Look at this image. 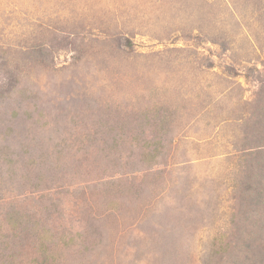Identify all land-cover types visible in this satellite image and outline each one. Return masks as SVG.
I'll return each mask as SVG.
<instances>
[{
  "label": "rangeland",
  "instance_id": "rangeland-1",
  "mask_svg": "<svg viewBox=\"0 0 264 264\" xmlns=\"http://www.w3.org/2000/svg\"><path fill=\"white\" fill-rule=\"evenodd\" d=\"M1 59L15 83L0 67L10 89L0 110L24 118L5 145L42 148L46 164L72 170L84 162L56 175L60 194L42 195L48 215L37 197L14 207L47 226L61 213L75 241L86 222L104 227L106 247L86 256L100 264L207 260L231 195L258 168L239 150L259 119L264 0H0ZM38 155H24L30 174Z\"/></svg>",
  "mask_w": 264,
  "mask_h": 264
},
{
  "label": "trees",
  "instance_id": "trees-1",
  "mask_svg": "<svg viewBox=\"0 0 264 264\" xmlns=\"http://www.w3.org/2000/svg\"><path fill=\"white\" fill-rule=\"evenodd\" d=\"M222 46L224 45L222 44ZM2 60L4 59H1L0 67L3 68L6 80L8 78L11 80V89L15 80L11 79L12 73L6 71L8 66ZM259 82L262 85L253 104L255 112L252 113V119L257 117L259 119L252 120V124L245 125L242 137L244 144L240 146L239 150L242 157H254L255 161L251 163L256 164L258 168L255 172L250 168L249 176L254 175L255 179L252 182H249L251 179H247L242 183L244 191L239 197L231 195V206L228 209L231 210L228 215L229 229L212 239L206 255L207 260L200 258V264H264V214H262L264 205L261 192L256 191L259 189L258 186L264 182V168L259 166L264 164V83ZM10 89L7 88L3 79L0 80V107L8 102ZM259 111L261 115H258ZM25 115L27 114L25 113ZM21 120L24 118L21 119L14 112L9 116L8 113L0 110V141L2 142V144L0 143V166L3 164L5 168H0V174L10 176V179L0 176V203L9 196L12 197L7 210L0 213V264H100L87 260L86 256L91 255L94 251L100 252L106 247L101 243L102 238H98L104 227L96 228L86 222L87 224L84 223L80 233H75L76 239H79L80 235H84L85 238L75 241L73 238L75 230L68 229L72 220L68 221L69 226L67 227L58 224L60 218H65L61 213L56 215V226H47L45 221L40 219L41 214L38 211L34 213L17 207L23 205L24 199L37 197L35 201L40 206V210L48 215L47 210L49 211L50 208L46 209L43 206L47 203L44 202L42 195L62 192L60 190L62 186L58 181L62 177L56 178V175L63 174L64 171V174L69 172L74 176L76 171L81 172L84 167V162L80 161L74 167L73 172L66 160L61 162L56 159L60 162L58 165L46 164L44 162L46 156H43L42 148L32 150L26 145H18L19 149L16 147L15 151L12 147L5 145L14 133L11 125ZM259 124H261L260 128ZM33 151L39 152L37 157L39 163L35 169L36 173L30 174V162L25 161L24 155ZM32 163L34 167L37 165L34 161ZM45 166L49 167L44 170ZM13 172L20 174V177L14 176ZM99 184L109 187L104 181ZM16 204L17 206L14 207ZM61 204L60 201L59 206ZM61 208L65 209V206L62 204ZM86 210L83 209V213ZM32 240H35V243ZM28 249H30V255H28L29 258L31 257L30 261L24 259L26 255L23 256ZM102 264H106V261Z\"/></svg>",
  "mask_w": 264,
  "mask_h": 264
}]
</instances>
